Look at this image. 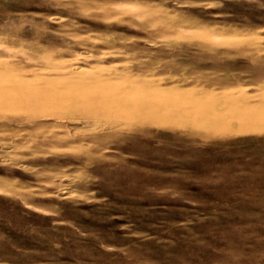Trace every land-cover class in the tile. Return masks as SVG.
Wrapping results in <instances>:
<instances>
[{"label": "rangeland", "instance_id": "1", "mask_svg": "<svg viewBox=\"0 0 264 264\" xmlns=\"http://www.w3.org/2000/svg\"><path fill=\"white\" fill-rule=\"evenodd\" d=\"M0 264H264V0H0Z\"/></svg>", "mask_w": 264, "mask_h": 264}]
</instances>
